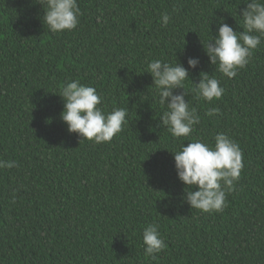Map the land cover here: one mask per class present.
Wrapping results in <instances>:
<instances>
[{"label": "trees", "instance_id": "obj_1", "mask_svg": "<svg viewBox=\"0 0 264 264\" xmlns=\"http://www.w3.org/2000/svg\"><path fill=\"white\" fill-rule=\"evenodd\" d=\"M77 2V28L52 33L37 0H0V159L18 165L0 169V264H264V39L232 79L202 45L221 17L243 31V0ZM189 57L200 59L193 83L207 72L225 91L205 102L185 82L201 119L177 140L144 71L153 59L187 68ZM74 80L95 87L106 112L128 109L111 142L81 141L61 121L60 90ZM221 132L243 167L224 210L207 214L184 200L171 151ZM152 222L167 244L155 260L142 246Z\"/></svg>", "mask_w": 264, "mask_h": 264}, {"label": "clouds", "instance_id": "obj_2", "mask_svg": "<svg viewBox=\"0 0 264 264\" xmlns=\"http://www.w3.org/2000/svg\"><path fill=\"white\" fill-rule=\"evenodd\" d=\"M43 8L42 23L52 33L71 31L77 28L81 15L77 0H37ZM246 5L239 15L243 31H235L221 17L216 34L207 42H202L205 54L211 65L223 77L232 79L238 70L243 69L251 60L254 51L264 39V0H243ZM167 26L171 21L169 13L161 17ZM200 64L198 57H189L186 68L178 61L169 63L153 59L146 63L147 72L152 77L155 99L165 109L159 117L161 127L168 130L177 140L189 137L194 127L200 123V115L195 107L185 100V82L191 81L190 70ZM200 73L198 83L190 89L195 97L205 102L219 100L224 88L220 79L207 72ZM183 89L182 92L177 90ZM59 96L63 100L61 121L69 133L78 134L82 140L97 145L109 143L128 124V109L113 108L106 112L100 107L103 96L95 87L72 81L65 84ZM209 117L221 115L219 108H210L205 113ZM214 145L200 139L180 144L174 155L177 178L190 188L185 191L184 200L191 209L212 214L222 212L226 205L227 193L234 190L239 180L242 164V151L238 143L221 132L215 135ZM15 161L0 159V169L17 167ZM195 188L197 190L193 191ZM159 224H147L142 233V246L146 258L155 260L157 254L167 248L159 231Z\"/></svg>", "mask_w": 264, "mask_h": 264}]
</instances>
